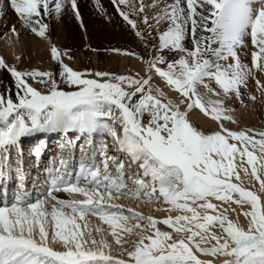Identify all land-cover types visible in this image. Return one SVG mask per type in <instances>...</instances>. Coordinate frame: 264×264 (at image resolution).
<instances>
[{
	"label": "snow or ice",
	"instance_id": "snow-or-ice-1",
	"mask_svg": "<svg viewBox=\"0 0 264 264\" xmlns=\"http://www.w3.org/2000/svg\"><path fill=\"white\" fill-rule=\"evenodd\" d=\"M65 3L80 20L77 0H0V16L10 8L48 38L45 18ZM112 3L149 53L108 51L134 56L144 75L74 70L55 44L56 72L0 57L13 80L0 92V264H264V130L227 126L238 123L233 104L264 100V0ZM196 109L211 131L191 121ZM48 133L65 142L46 164L44 140L31 148L28 167L43 168L28 186L22 138ZM254 182L258 191L246 186ZM126 199L162 202L168 214L145 215Z\"/></svg>",
	"mask_w": 264,
	"mask_h": 264
},
{
	"label": "rangeland",
	"instance_id": "rangeland-1",
	"mask_svg": "<svg viewBox=\"0 0 264 264\" xmlns=\"http://www.w3.org/2000/svg\"><path fill=\"white\" fill-rule=\"evenodd\" d=\"M86 3L88 5V10L86 13V22L88 24L95 25L96 22H98L97 17L94 16V9H95V2L94 0H86ZM70 21H67V28L69 29V37H72L70 40L68 39V43H74L76 45H72V47L70 46V48H68L67 51V55L64 56V62L69 64L70 67H72L74 70H78V71H84L86 69H90L93 71H105V72H112V73H116V74H126V72L128 71V73H137L134 70H131L128 67H125L124 72L119 70V63L122 62L121 58L123 56L125 57H129V58H134L136 59L134 56H128V55H117L114 54L110 51H108L109 49H113V48H118V49H122L121 47L118 46H112L111 43L116 42V39H113L112 37H109L110 35L107 34V39L106 42L108 43L107 46H100V45H96L93 48L90 49V53H95L97 55V60L93 61L91 59V57H85L84 56V47H83V40H84V36L79 28V26L77 25L79 23V21H76V18L70 17L69 18ZM96 19V20H95ZM76 21V22H75ZM72 33V35H71ZM2 38V39H1ZM4 37H0V57H5V38ZM37 39H42L41 37L37 36ZM2 43V44H1ZM48 44H50L49 42H47ZM53 44L56 45V43L53 41ZM57 46V45H56ZM36 47V46H35ZM35 47H27L23 49V55L20 54V58L18 62H14L12 63V61L10 62L9 60H5L9 65H15V67L18 70L21 71H25L28 70V66H33L35 69H39L40 71H53L56 72L58 70V66L56 64L55 61H53L51 59V55L49 52H45L44 50H42L39 47L35 48ZM26 49V50H25ZM122 50H127V49H122ZM62 52H64L65 50H61ZM129 51L133 52V48ZM39 53V55H38ZM38 55V56H37ZM71 57V59H69L68 57ZM84 56V57H83ZM116 56L117 57V62L118 64H115V66L112 68L111 64H110V59ZM23 58V59H22ZM40 58V60H38ZM83 58V59H82ZM5 59V58H4ZM245 60V62H247V58H242ZM28 64V65H26ZM122 67V66H121ZM110 70V71H109ZM122 72V73H121ZM31 83V81H29ZM9 86H13V80L10 76V74L6 71V70H0V92H3L5 87H9ZM37 88H39V84L35 85ZM249 88L253 90V92H255V84L253 81L249 82ZM202 89V87H201ZM202 91L204 92V90L202 89ZM257 95V101L255 103H252L251 101L245 99V103L247 104V107H243L241 106L239 103H235L232 106L236 109L235 112V116L236 119L238 121L237 124H231V125H227L229 128L231 129H253L256 131H260V130H264V109L260 106L259 101H260V96L258 93H256ZM245 96H247V93H245ZM206 100L209 98L208 96H205ZM261 107V108H260ZM253 111H252V110ZM262 109V110H261ZM251 112V113H250ZM254 114V115H253ZM191 115V114H190ZM203 115V114H202ZM259 116V117H258ZM206 119L208 118V122L211 124H214V122L211 120L210 117H205ZM190 119H192L191 121L194 124H197L195 119L193 117L190 116ZM197 127H202L205 131H211L213 128L212 127H206V126H202L199 125ZM44 134H36L33 136H29V137H24L22 138V142H21V146L23 148V152H24V157H25V168L29 171L30 175L28 177V186H31V178L36 176L38 171H42L43 166L41 165L39 168L37 167H28V158L30 156V150L29 149V145H32L31 147H33L34 145L38 144L39 141L36 144L35 143L36 140H40L43 137ZM69 135L72 136L71 133H69ZM60 137H63V134L61 133H48L46 134V137L43 138L45 139V148L42 154V160L44 162V164L47 163L48 159L50 156H55L58 152V146H57V141L59 139H61ZM258 138V137H257ZM65 141V139H64ZM63 141V142H64ZM83 143V138H81L78 143H77V148L79 147V144ZM61 144V143H60ZM111 151V149H110ZM78 154V153H77ZM35 158H32V162L34 164ZM246 186L249 187L250 190H254V191H258L259 189V183L258 182H254V186L251 184H247ZM74 197H67V199H72ZM75 198H80L78 196H75ZM119 203H123L126 207H132L137 211L142 212L145 215H152L154 217L157 218H162L164 216H166L168 213L165 210L167 208V205L163 204L162 202H157V203H149L146 201H137V200H132V199H126V200H122L119 201ZM48 210L50 211V206H48ZM176 212H173L172 215H176ZM87 221L90 225L92 226H96L101 224V222L99 221V219L97 217H93V216H89L87 217ZM78 223L83 224V222L78 221ZM162 229L166 228V226L164 225H159ZM103 227L107 230L108 226L107 225H103ZM109 239H111V236L109 234ZM113 254L114 255H119V248L113 243ZM203 258V257H202Z\"/></svg>",
	"mask_w": 264,
	"mask_h": 264
},
{
	"label": "bare ground",
	"instance_id": "bare-ground-1",
	"mask_svg": "<svg viewBox=\"0 0 264 264\" xmlns=\"http://www.w3.org/2000/svg\"><path fill=\"white\" fill-rule=\"evenodd\" d=\"M95 2V9H94V16L97 17L98 22L95 23V25H90L86 22V13L88 10V5L86 3V0H77V10L80 13V20L76 21L79 23L77 24L84 36L83 40V47L85 49L84 56L91 57L93 61L97 60V55L95 53H90V49L93 48L96 45L100 46H107L108 43L106 42L107 34L110 35L109 37H112L113 39H116V42L111 43L112 46H118L122 49L131 50L133 48V52L139 53L141 56L145 57L147 59L149 50L145 48L144 44L135 36L133 30L130 28V26L127 25V23L123 20V18L117 13L115 10V6L112 3V0H94ZM145 4L151 2V0H144ZM5 3H7V0H5ZM53 6L55 3V0H52ZM123 7V6H122ZM102 9V10H101ZM149 14H151V10H148ZM75 17L73 11L70 8V5L65 3L64 8L62 9L59 16L56 15L55 12L52 13V15L48 18H45V22L49 24V31H48V38H42L37 39V36L34 34H31L29 31L23 29L20 26V23L15 15V13L9 8L5 10V13L0 16V37L5 38V43L3 46H5V60H9L10 62H18L15 57L19 56L23 53V49L27 47H39L44 50L46 53H50V47L51 44H53V41L56 43L57 48L60 50H67L72 47V45H76L74 43H68V39L72 38L69 37V29L67 28V21H70V17ZM76 18V17H75ZM96 20V19H95ZM75 21V22H76ZM81 23L83 24V27L81 26ZM15 25L17 29L19 30V38L12 36L10 32V28ZM7 34V35H5ZM72 35V33H71ZM10 37V38H9ZM3 38V39H4ZM2 39V38H1ZM69 39V40H70ZM49 42L50 44H48ZM2 44V43H1ZM28 49V48H27ZM26 50V49H25ZM23 55V54H22ZM39 55V53H38ZM37 55V56H38ZM83 56V57H84ZM131 57V56H130ZM21 59V58H19ZM23 59V58H22ZM83 59V58H82ZM40 60V58L38 59ZM117 57L113 56L110 59L111 67L113 68L115 64H118ZM122 62L119 63V70L124 72L125 67H128L131 70L136 71L137 73H140L141 75H144V65L138 60L134 58H127L123 56L121 58ZM28 65V64H26ZM122 66V67H121ZM28 70L34 69V67L28 66ZM110 71V70H109ZM121 72V73H122ZM124 74V73H123ZM126 74H132L126 72ZM154 86H159L162 88L163 91L172 99H175L177 94L174 90H171L167 87V85L158 77L154 76ZM203 89V88H202ZM202 89L200 88L199 91L203 93ZM204 90V89H203ZM215 97H213L214 99ZM206 99V98H205ZM260 106L264 109V100L260 98L259 101ZM260 107V108H261ZM252 110V109H251ZM254 110V109H253ZM252 110V111H253ZM262 110V109H261ZM251 113V112H250ZM191 117H193L197 124L196 126L202 125V126H210L212 128L215 127V124H210L208 122V118L206 119L203 113L199 112L198 109L193 110L190 113ZM254 115V114H253ZM259 117V116H258ZM192 120V119H191ZM231 125V124H227ZM53 134V133H52ZM73 135V134H72ZM46 135L44 134L43 137L40 140H45ZM71 137V135H69ZM57 141V146L61 143H64V139L60 137ZM36 140V144L38 141ZM64 141V142H63ZM32 145H29V149H31ZM259 194V193H258ZM61 198L67 199L68 195L61 193L59 194ZM75 198V197H74ZM215 202V201H214ZM235 207V205H233ZM230 217L232 219H237L235 214L229 213ZM50 220V218H49ZM239 222L241 224L246 223V218L242 215L239 216ZM49 230L51 229V224L48 225ZM54 247V249L59 250L60 245L55 244L51 245Z\"/></svg>",
	"mask_w": 264,
	"mask_h": 264
}]
</instances>
